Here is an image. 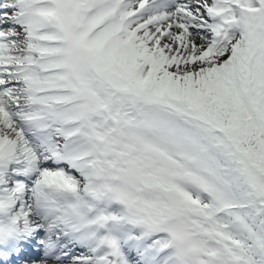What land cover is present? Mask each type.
Instances as JSON below:
<instances>
[{
    "label": "snow or ice",
    "instance_id": "6c2138e0",
    "mask_svg": "<svg viewBox=\"0 0 264 264\" xmlns=\"http://www.w3.org/2000/svg\"><path fill=\"white\" fill-rule=\"evenodd\" d=\"M0 264H264V0H0Z\"/></svg>",
    "mask_w": 264,
    "mask_h": 264
},
{
    "label": "bare ground",
    "instance_id": "6f19581e",
    "mask_svg": "<svg viewBox=\"0 0 264 264\" xmlns=\"http://www.w3.org/2000/svg\"><path fill=\"white\" fill-rule=\"evenodd\" d=\"M124 206L119 204L117 207H116V210L119 214H124L125 213V210H124Z\"/></svg>",
    "mask_w": 264,
    "mask_h": 264
}]
</instances>
